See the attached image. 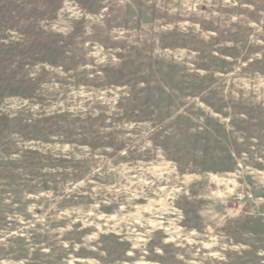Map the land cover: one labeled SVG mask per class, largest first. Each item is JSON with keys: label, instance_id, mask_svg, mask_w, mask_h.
<instances>
[{"label": "rangeland", "instance_id": "374dc122", "mask_svg": "<svg viewBox=\"0 0 264 264\" xmlns=\"http://www.w3.org/2000/svg\"><path fill=\"white\" fill-rule=\"evenodd\" d=\"M0 14V264H264V0Z\"/></svg>", "mask_w": 264, "mask_h": 264}, {"label": "trees", "instance_id": "16d2710c", "mask_svg": "<svg viewBox=\"0 0 264 264\" xmlns=\"http://www.w3.org/2000/svg\"><path fill=\"white\" fill-rule=\"evenodd\" d=\"M49 3H53L55 2V0H48ZM58 7V4L56 6H54L52 9V11H54L56 8ZM33 12H36V9H32ZM0 16H2L0 14ZM6 15L3 14L2 17L5 18ZM41 41H43L41 39ZM47 42V41H46ZM54 43V41H51V44ZM48 44H50L49 40H48ZM1 47L6 46L4 42L0 43ZM44 46H46L45 41H44ZM49 49H51L53 52H56V46H50ZM11 47H9L5 52V54H2V51H4V49H2L1 53H0V72H1V76L0 77V100H3L4 97L6 96H10V95H14L17 94L19 92V89L22 87V93L23 94H29V92L32 90V86H30V79L29 78H15L14 72L12 69H10V67L7 66L9 62V60L12 58V55H10V53L7 55L6 52H11ZM24 54L21 56V58H24ZM11 64V63H10ZM8 123V115L6 113H1L0 112V129L4 126H6Z\"/></svg>", "mask_w": 264, "mask_h": 264}]
</instances>
